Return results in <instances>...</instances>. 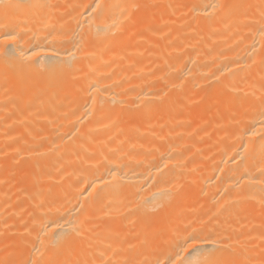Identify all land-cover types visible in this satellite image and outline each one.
Instances as JSON below:
<instances>
[{"label": "bare ground", "instance_id": "1", "mask_svg": "<svg viewBox=\"0 0 264 264\" xmlns=\"http://www.w3.org/2000/svg\"><path fill=\"white\" fill-rule=\"evenodd\" d=\"M0 264H264V0H0Z\"/></svg>", "mask_w": 264, "mask_h": 264}]
</instances>
